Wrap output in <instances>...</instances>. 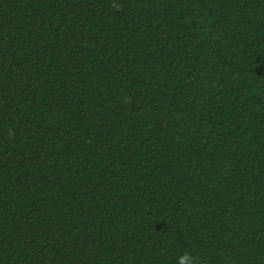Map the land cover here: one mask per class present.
I'll use <instances>...</instances> for the list:
<instances>
[{"label": "trees", "instance_id": "16d2710c", "mask_svg": "<svg viewBox=\"0 0 264 264\" xmlns=\"http://www.w3.org/2000/svg\"><path fill=\"white\" fill-rule=\"evenodd\" d=\"M264 264V0H0V264Z\"/></svg>", "mask_w": 264, "mask_h": 264}, {"label": "clouds", "instance_id": "9594fccd", "mask_svg": "<svg viewBox=\"0 0 264 264\" xmlns=\"http://www.w3.org/2000/svg\"><path fill=\"white\" fill-rule=\"evenodd\" d=\"M178 264H197V258L191 253L185 252L178 258Z\"/></svg>", "mask_w": 264, "mask_h": 264}]
</instances>
